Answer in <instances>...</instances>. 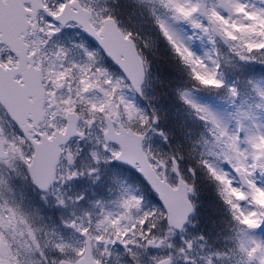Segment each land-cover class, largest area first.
<instances>
[{
  "label": "snow or ice",
  "instance_id": "6c2138e0",
  "mask_svg": "<svg viewBox=\"0 0 264 264\" xmlns=\"http://www.w3.org/2000/svg\"><path fill=\"white\" fill-rule=\"evenodd\" d=\"M0 264H264V0H0Z\"/></svg>",
  "mask_w": 264,
  "mask_h": 264
},
{
  "label": "trees",
  "instance_id": "16d2710c",
  "mask_svg": "<svg viewBox=\"0 0 264 264\" xmlns=\"http://www.w3.org/2000/svg\"><path fill=\"white\" fill-rule=\"evenodd\" d=\"M145 33L151 35L154 40L157 41L156 47L153 52H149L148 59L151 64V84L152 87L148 88L146 85V90L149 96H159L160 99L157 102L156 106L167 110L168 113H176L181 115L184 113V109L179 103H177L174 95L175 87L184 79L183 71L179 67L177 61H175L171 55L170 50L167 45L163 42L162 39L158 37L155 33V30H149L148 26H145ZM152 77H159V79H152ZM162 79L163 83L161 84L159 80ZM185 120L190 119L186 115L183 116ZM166 128L167 124L164 125ZM190 126H196L194 121L190 122ZM186 163H191V161H186ZM197 182L204 190L205 200L211 201V188L207 186V181L204 180L203 176L198 174Z\"/></svg>",
  "mask_w": 264,
  "mask_h": 264
},
{
  "label": "flooded vegetation",
  "instance_id": "af4514ba",
  "mask_svg": "<svg viewBox=\"0 0 264 264\" xmlns=\"http://www.w3.org/2000/svg\"><path fill=\"white\" fill-rule=\"evenodd\" d=\"M26 191L28 192V195L33 198V200H38V193H33L30 189H26Z\"/></svg>",
  "mask_w": 264,
  "mask_h": 264
},
{
  "label": "rangeland",
  "instance_id": "374dc122",
  "mask_svg": "<svg viewBox=\"0 0 264 264\" xmlns=\"http://www.w3.org/2000/svg\"><path fill=\"white\" fill-rule=\"evenodd\" d=\"M147 91V90H146Z\"/></svg>",
  "mask_w": 264,
  "mask_h": 264
}]
</instances>
